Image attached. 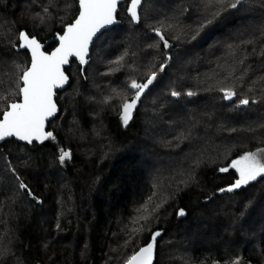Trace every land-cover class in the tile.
Segmentation results:
<instances>
[{
  "label": "trees",
  "instance_id": "trees-1",
  "mask_svg": "<svg viewBox=\"0 0 264 264\" xmlns=\"http://www.w3.org/2000/svg\"><path fill=\"white\" fill-rule=\"evenodd\" d=\"M232 2L144 0L137 25L120 5L84 76L67 70L54 138L0 142V264H126L156 232L154 264H264V177L217 194L234 160L264 150V0ZM77 13L75 0H0V119L30 63L19 33L45 44ZM153 73L125 126L132 81Z\"/></svg>",
  "mask_w": 264,
  "mask_h": 264
},
{
  "label": "snow or ice",
  "instance_id": "snow-or-ice-1",
  "mask_svg": "<svg viewBox=\"0 0 264 264\" xmlns=\"http://www.w3.org/2000/svg\"><path fill=\"white\" fill-rule=\"evenodd\" d=\"M78 2V17L74 23L67 26L64 34L59 36V47L51 54H45L41 50L42 46L36 38H30L23 31L19 33L20 47L31 52V64L19 76V79L23 82V87L19 88V93L23 97L22 102L12 103L9 110L2 113L0 139L16 136L20 140L32 143L33 140L43 141L54 138L51 132L44 131V126L46 120L57 111L56 104L53 101L54 89L62 86L68 79L62 71V66L67 64L69 57L72 56L79 57L81 63L86 62L84 57L87 55L88 46L93 37L100 29L116 22L119 0H78ZM215 2L223 4L225 0H215ZM140 4L141 0H131L128 13L132 20H139L137 9ZM240 4L241 0H234V2L228 4V7L236 9ZM167 46V42H165V47ZM161 71H163V68H161ZM155 79L156 74L153 73L145 84H139L135 80L132 81L130 87L135 90V94L130 100L125 99L121 105L122 121L125 126L131 120L132 113L140 102L144 90ZM235 94L232 90H227L225 98L231 99ZM171 95L175 97L179 96L180 93L173 91ZM187 95L192 96L194 93L188 92ZM248 103L247 99L240 101L241 105H247ZM70 157V152L62 150L59 161L64 163ZM231 167L239 173V178L227 189H220L221 192H232L256 180L257 177H264V150H260L259 153H246L239 159L234 160ZM220 171L227 172L228 169L221 168ZM19 187L27 190V185L22 181ZM28 194L33 195L30 191ZM157 207L159 206L157 205ZM144 211L147 212V206L144 207ZM178 214L184 216L186 213L180 210ZM139 219H147V217L141 216ZM159 235L160 232L154 233L152 242L132 255L127 264H152L156 237ZM234 264H239V261H235Z\"/></svg>",
  "mask_w": 264,
  "mask_h": 264
},
{
  "label": "water",
  "instance_id": "water-1",
  "mask_svg": "<svg viewBox=\"0 0 264 264\" xmlns=\"http://www.w3.org/2000/svg\"><path fill=\"white\" fill-rule=\"evenodd\" d=\"M125 1H126V0H119L118 7H117V13H116V22H115L114 24L107 25V26H105L104 28L100 29V31H99V32L93 37L92 41L90 42V44H89V46H88L87 55L84 57V59H85L86 62H85V63H81L79 57L72 56V57H69V62H68L67 64H65V65L62 66V71L64 72L65 76L68 77V79H67V81H66L62 86L57 87V88L54 89L53 101H54V103L56 104L57 111L55 112V114H54L53 116L49 117V118L46 120V122H45V126H44V131H45V132H49V131H48L49 122H51L52 120H54V119L58 116V114H59V107H58V104H57V94H58V93H61V92H63V91H65V90L69 87V85H70V83H71V79H70L69 75L67 74V70H69L71 63H72V62H75V63L77 64V66L80 68V74H81L82 76H84L85 70H86L87 66L89 65V63H90L91 48H92L93 43L95 42V40H96V39H97V38H98L103 32H105L106 30L112 29L113 27L119 26V25L121 24V21L118 20L119 6H120L121 4H123ZM75 2H76V4H77V8H78V13H77V16H76V18H77L78 15H79V2H78V0H75ZM143 2H144V0H141V4L138 6V9H137L138 15H139V10H140L141 5H142ZM130 5H131V0H130L129 3H128L127 9H126V14H127L128 18L133 22V24H134V25H137L138 22H139V20H138V21L132 20L130 14L128 13V7H130ZM76 18H75V19H76ZM75 19H74L70 24L74 23V22H75ZM70 24H68V25H70ZM68 25H66V26L64 27V29H63V31H62L61 34H56L55 37H53L52 39L48 40L45 44H41V43L38 41V42L41 44V46H42V48H41L42 51H44V48H45V46H46L47 44H51V43H55V44H56V46H55L50 52H45V51H44L45 54H51L53 51H55L56 48L59 47V36L64 34V31L66 30V28H67ZM156 35H157L158 37H160V33L157 34V32H156ZM20 44H21V41H20V39H19V45L16 47V50H18V51H25V52L28 53V55H29V59H30V63H29V66H28V67H30V64H31V52H30V50H28V49H25V48L20 47ZM162 68H163V71H161V73H163V72H164V69H165L164 67H162ZM21 84H22L21 87H23V82H22V80H21ZM147 89H148V88H147ZM147 89L144 90L143 94L141 95V98H142L143 95L146 93ZM133 90H134V89H133ZM134 91H135V90H134ZM22 100H23V97H22V94H20V98H19V100L16 101V102H13V103H21ZM228 100H229V101H232V100H233V97H232L231 99H228ZM11 104H12V103H10L9 106H10ZM247 105H248V104H247ZM247 105H241V104H239L238 107H246ZM9 106H8V109H7V110H9ZM7 110H6V111H7ZM2 119H3V117L1 116V119H0V120H2ZM12 139L15 140V141H17V142H19V143H24V144L27 143V144H31V143H28L27 141L20 140V139H19L18 137H16V136H8V137H5L4 139H0V142H1V141L12 140ZM45 140H46V139H45ZM45 140H43V141H45ZM43 141L33 140L32 143H42ZM238 178H239V175H238L237 179H238ZM260 178H261V177H257L256 180L251 181L249 184L244 185V186H242V187L239 188V189H235V190L232 191V192H228V191H223V192H221V191L219 190V191L217 192V194H218V195H226V194L238 193V192H240V191H242V190H245V189H247L248 187H250L253 183H255L256 181H258ZM237 179H235L234 182H235ZM234 182H233L232 184H234ZM232 184H230V185H228V186H226V187H224V188H222V189H227V188H228L229 186H231ZM137 252H139V250H138ZM137 252H136V253H137ZM155 259H156V251L153 250L152 264H154ZM126 264H127V262H126Z\"/></svg>",
  "mask_w": 264,
  "mask_h": 264
},
{
  "label": "rangeland",
  "instance_id": "rangeland-1",
  "mask_svg": "<svg viewBox=\"0 0 264 264\" xmlns=\"http://www.w3.org/2000/svg\"><path fill=\"white\" fill-rule=\"evenodd\" d=\"M244 155H245V154H244ZM244 155H242V156H244ZM242 156H240V157H242ZM240 157H239V158H240ZM239 158H238V159H239ZM234 171H235V173H236L237 175H239V173L236 171V169H234ZM199 216H200V214H199ZM248 242H250V241H248ZM225 260H226V259H225Z\"/></svg>",
  "mask_w": 264,
  "mask_h": 264
},
{
  "label": "flooded vegetation",
  "instance_id": "flooded-vegetation-1",
  "mask_svg": "<svg viewBox=\"0 0 264 264\" xmlns=\"http://www.w3.org/2000/svg\"><path fill=\"white\" fill-rule=\"evenodd\" d=\"M126 1H128V3H129L130 0H126ZM119 8H120V6H119Z\"/></svg>",
  "mask_w": 264,
  "mask_h": 264
}]
</instances>
